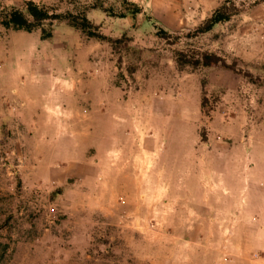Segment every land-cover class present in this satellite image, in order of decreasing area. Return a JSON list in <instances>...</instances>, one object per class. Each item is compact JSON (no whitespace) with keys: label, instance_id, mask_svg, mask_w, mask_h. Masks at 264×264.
I'll use <instances>...</instances> for the list:
<instances>
[{"label":"rangeland","instance_id":"rangeland-1","mask_svg":"<svg viewBox=\"0 0 264 264\" xmlns=\"http://www.w3.org/2000/svg\"><path fill=\"white\" fill-rule=\"evenodd\" d=\"M29 1L56 14L84 12L111 41L88 38L65 22L54 23L45 40L40 30L5 29L4 15ZM228 1L241 11L233 23L194 38L206 7L192 1L0 0V93L9 84L5 97L13 95L7 105L0 103V264H243L244 252L260 260L258 228L205 227L202 220H211L210 213L174 205L164 214L158 207L164 198L157 196L153 213L126 188L116 194L115 182L108 183L112 197L98 191L96 179L86 183V110L94 106L96 113L103 112H92L87 123L97 146L89 149L90 157H97L110 138L131 139L137 125L166 144L163 159L166 167L175 168L181 155L172 141L187 127V142L198 141L194 174L205 149L198 136L206 121L200 119L202 95L213 120L218 118V124L207 126V143L249 140L264 127L259 116L264 112V62L253 68L242 60L244 17L264 16V0ZM132 4L139 8L134 16L128 13ZM169 24L178 28L168 29ZM158 29L172 34L169 43L156 37ZM254 29H264L263 18ZM180 46L212 51L234 63L237 72L221 66L179 67L172 50ZM202 78H207L205 88ZM55 79L69 81L76 94H60ZM86 92L94 95L93 103L86 102ZM44 104L54 106L48 121L56 131L44 130L47 118L34 115ZM78 130L84 139L69 148ZM44 141H58V147H43ZM229 165L218 172L227 173ZM97 206L111 214L104 216Z\"/></svg>","mask_w":264,"mask_h":264},{"label":"crops","instance_id":"crops-1","mask_svg":"<svg viewBox=\"0 0 264 264\" xmlns=\"http://www.w3.org/2000/svg\"><path fill=\"white\" fill-rule=\"evenodd\" d=\"M221 1L184 0L185 5L191 3L198 7L200 5L206 7L205 13L199 17L195 25L206 19L211 14L213 6H218ZM196 14L199 13L196 12ZM262 18L264 19V16L255 17L249 13L243 20L247 25L244 31L245 45L242 50V60L244 63H249L248 66L253 68L257 65L261 66L264 62V29L258 31L254 29V24ZM182 20V25H185V20ZM175 28H178V26L174 27V24L168 26V29ZM18 75L14 80L16 84ZM53 85L63 96L68 97L76 94L75 89L70 88L69 81L63 82L55 79ZM90 85L86 77V91ZM8 89H10L9 84L6 91L5 89L1 90L0 103H5L9 100V97L13 98V95L5 97ZM11 91H14V88ZM90 101L92 103L95 101L94 95L86 92V102L89 103ZM53 107L44 104L38 107L40 112L35 111L34 114L35 116L39 114L38 116L47 118L46 122L42 120V125L49 124L46 127L44 126V130L46 129L47 132L56 131V124H53L51 119L48 121V117L52 115L50 113L53 112ZM86 112V119L90 120L93 113L102 115L103 111L100 110V113H96L94 106ZM259 116L260 120L263 119L264 112L262 110H260ZM89 120H86V183L91 178L92 180L96 179L98 191H102L107 197H112L113 191L109 190L108 183L115 182L116 192L126 188L125 190L129 192L130 196L143 200L146 205L151 207L153 213H155V208L158 206V203L155 204L156 196L164 198L158 206L164 214L167 213L166 211H172L171 207L174 205H182L196 214L206 215V213H210L211 220H202L203 224L206 223L205 227L228 230L258 228L260 232L256 242L262 254L260 260L255 261L250 257L247 258V252H244L242 263L264 264V127H261L257 133L254 132L249 140L243 138L236 142L226 143L221 140L210 141V138V142L204 144V154L197 161L199 164L198 170L200 171L196 175L194 171L197 168L195 157L198 151V141L195 137L192 142H187L185 132L187 127L179 137L174 138L172 141L173 147L180 152L181 162L177 167L170 169L166 167L165 162L167 159H163L166 144L163 141L158 143L156 138L141 132L137 125L134 126V135L131 139L119 142L110 138L107 147L102 151L99 150L97 157H90L88 154L89 149L97 146L94 145V140H92L90 126L87 125ZM217 122L218 118L215 116L211 122L212 127L218 124ZM80 134L79 130L73 132L71 146L68 145L69 148H75L77 140L84 139ZM235 135L232 134L230 137H235ZM52 142L57 144L51 146ZM43 143V147L46 148L58 147V141H44ZM226 162L230 164L227 169L228 172L225 174L218 172V168ZM202 170H204L203 173H201ZM98 195V192H96L95 196ZM94 208L104 216L111 214V210L107 208L101 206ZM155 216L153 217L155 218ZM233 261H235L234 258Z\"/></svg>","mask_w":264,"mask_h":264},{"label":"trees","instance_id":"trees-1","mask_svg":"<svg viewBox=\"0 0 264 264\" xmlns=\"http://www.w3.org/2000/svg\"><path fill=\"white\" fill-rule=\"evenodd\" d=\"M93 8H99V6H92ZM101 9V8H100ZM104 12H108L104 10ZM130 15H136L139 13L138 6L132 4L131 9L128 10ZM241 14V11L237 6L225 0L213 13L203 20L193 33V37L202 36L211 33L215 28L223 25H230ZM120 18H124L125 15L121 14ZM56 22H65L68 26L81 31L88 38H95L100 41H111L110 38L104 36L100 31V25H96L90 20L86 14H73L64 13L56 14L49 12L43 6H40L34 2H27L22 9L12 8L7 14L4 15L2 25L5 29L14 31L33 32L40 30L41 39L45 40L50 37V30H52L53 24ZM156 37L161 41L168 42L172 38V34L164 29H158L155 33ZM173 58L179 67L191 66L194 70L198 68H209L214 66H221L225 69H229L233 72H237L236 65L234 63H227L226 59L220 55L208 51L196 49L194 47H176L172 50ZM207 84V78H202L201 86L205 88ZM208 100L205 95H202L200 100V119L204 121L201 131L199 133V141L206 144L208 141L207 126L212 122L213 115L212 110L208 108ZM207 134V135H206Z\"/></svg>","mask_w":264,"mask_h":264}]
</instances>
